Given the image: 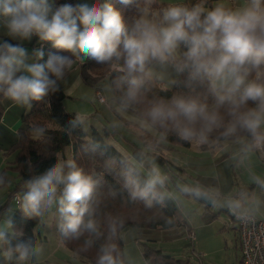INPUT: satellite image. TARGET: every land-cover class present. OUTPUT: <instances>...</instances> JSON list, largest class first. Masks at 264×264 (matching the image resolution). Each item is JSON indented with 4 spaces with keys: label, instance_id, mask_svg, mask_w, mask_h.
<instances>
[{
    "label": "clouds",
    "instance_id": "obj_1",
    "mask_svg": "<svg viewBox=\"0 0 264 264\" xmlns=\"http://www.w3.org/2000/svg\"><path fill=\"white\" fill-rule=\"evenodd\" d=\"M133 5L125 20L111 0L60 4L56 0H0V96L32 108L61 91L74 66L90 60L114 70L104 101L113 114L109 128L134 131L135 153L122 155L121 183L107 195L130 208L152 211L181 198L198 201L249 222L264 210L253 189L225 191L199 181L173 183L157 163V152L169 138L202 148L226 149L229 165L246 172L250 184L264 193V176L252 165L264 157V0H239L212 6L175 0H120ZM38 37L71 55L31 52L22 43ZM43 61V62H42ZM78 78L74 86L79 85ZM158 86L171 92L161 95ZM76 113L68 129L86 122ZM33 139L46 140L48 129L33 124ZM18 138L20 134L17 133ZM0 174V188L7 185ZM15 201L25 219L60 220L64 242L79 241V252L96 249L95 264H131L119 245L127 217L108 210L101 182L74 159L56 160L24 181ZM171 223V221H169ZM43 243L17 231L13 213L0 216V256L4 264H38Z\"/></svg>",
    "mask_w": 264,
    "mask_h": 264
},
{
    "label": "rangeland",
    "instance_id": "obj_2",
    "mask_svg": "<svg viewBox=\"0 0 264 264\" xmlns=\"http://www.w3.org/2000/svg\"><path fill=\"white\" fill-rule=\"evenodd\" d=\"M79 1L81 3L85 2V0ZM196 1L185 0L189 4ZM87 2L89 1L87 0ZM172 2H175V0H161V5H167ZM216 2L217 0L212 5ZM224 2L236 5L239 0H224ZM3 39L10 40L11 38L5 35L4 29L0 28V40ZM12 42L22 43L29 52L35 48L43 47L40 44L39 38L35 40L34 37L31 40L23 42ZM78 78L81 80L76 65L61 86V90L66 96L62 102L64 111L73 115L79 113L87 118L85 124L80 127L84 133L89 134L91 129H96L99 133L103 134L104 128L107 127L111 131L107 142L123 154H132L140 144L137 134L126 128L113 132L109 128V123L113 119L112 112L105 102L99 104L97 101L98 95L103 101L105 97L110 95L106 90L107 80H103L99 88L96 89L91 85L83 83L82 80L79 85L74 86ZM161 87L163 88V86ZM2 106L5 112L0 122V171L4 170L8 183L5 187L0 188V206H4L0 210V216L12 213L14 215L15 211L20 210L14 198L9 199V195L15 190L18 179L16 173L7 167L10 166L16 155V151H11V147L17 141L18 130L25 128V124L21 122V117L27 115L30 111L26 107L15 105L8 99L2 102ZM16 124L19 125L17 126ZM64 154L68 160L69 151L67 149ZM157 154L172 163V166L160 165V167L172 177L173 183L199 181L206 185H218L225 191L236 190L239 187H248L255 190L264 199V193H261L259 189H255V186L250 184L246 172L236 171L229 165L226 149L213 148L205 150L195 143L188 144L187 146L166 144L161 147V151H158ZM252 165L257 174L264 176V157L253 155ZM173 166L180 168L182 171ZM21 191L17 190L16 194ZM174 203L178 207L179 219L182 222L181 226L166 230L152 229L145 231L129 228L122 231L120 237L123 250L127 252L131 264H146L143 259V251L149 247L161 250L164 254L173 256L174 259H189L191 264H199L201 263L200 260L193 257L192 247L193 244L196 246L199 238H201L202 235H199L201 231L209 235L213 234L214 236L219 235L217 232L220 231L224 236V238L221 237L225 240L224 242H226L228 249V252H226L227 250L224 248L226 254L223 253L221 256V263H214L213 259L219 258V254H216L212 255L211 258H203L206 264L209 262L210 264H226L225 261H227V264H229V261H232V264H236L238 248L235 247L234 227L229 221L230 213L219 209H212L198 201L184 198L174 201ZM255 218L264 221V210L258 213ZM59 220L58 214L55 212L50 213L47 217V222L40 223L35 229V232H39L41 237L47 238V244L43 241L45 253L39 259L38 264H91L87 260L68 251L63 245L56 247V244H58L57 224ZM206 224L208 226H205ZM199 225L205 226L203 227L205 229L199 230L197 227ZM223 226H225V229L220 230ZM188 227L191 229L190 235L187 232ZM50 253L52 254L50 255Z\"/></svg>",
    "mask_w": 264,
    "mask_h": 264
},
{
    "label": "trees",
    "instance_id": "obj_3",
    "mask_svg": "<svg viewBox=\"0 0 264 264\" xmlns=\"http://www.w3.org/2000/svg\"><path fill=\"white\" fill-rule=\"evenodd\" d=\"M215 1L216 0H197L196 2L204 3L206 6L210 7ZM92 2H94V0H92ZM111 2L122 12L126 21L130 20L134 13L133 5H124L120 0H111ZM56 3L57 5L65 3L75 5L81 2L79 0H56ZM37 38L38 37L34 36L35 40ZM40 44L43 46L42 49L45 52V61L49 53L71 55L68 52L56 48L52 42H41ZM77 67L82 82L91 85L96 89L99 88V85L103 80H107L108 82L114 71L107 66L96 64L90 60L86 61L83 66L77 64ZM157 91H159L161 95H171V92L165 91L161 86H158ZM65 98V94L61 90L58 93L51 95L45 102H33L32 108L28 114L21 117V122L25 124V128L18 130L20 138L17 137L16 143L11 147V151H16V155L14 160L10 163V166L7 167L16 173L18 179V182L15 185V190L9 195V199H15L14 195L16 194V191L23 189L24 181L31 175L42 173L54 164L56 160H67L64 154L67 149L69 151V159H74L77 165L83 168L87 174L100 180L101 192L105 194V202L108 210H119L125 214L127 222L124 230L137 228L146 231L152 229L166 230L174 228L178 221L177 217L179 214L178 207L174 202L169 203L163 208L144 211L142 207H127L119 197L113 198L107 195L109 188H116L121 183L120 161L123 153L119 152L113 145L107 142L109 134L111 133L107 127L104 128L105 131L103 134L99 133L96 129H91L89 134L81 131L80 127L76 129H68L66 125L74 115L64 111L62 102ZM5 99V97L0 96V120L3 117L5 110L2 106V102ZM33 124H42L47 127L48 138L46 140L33 139L29 131ZM166 144L188 145L176 142L174 138H169V141ZM165 148H167V146H165ZM137 149L138 147L135 148L133 153H135ZM202 149H213V147ZM159 151H161V148ZM156 155L157 163L159 165L172 166V163L167 159L158 154ZM59 156H61V158H59ZM175 168L182 171L178 167ZM3 207L4 206H1L0 209ZM13 220L17 231L24 230L26 234L33 236L38 241L39 238L35 232L36 227L40 224L38 219H25L21 210H17L13 215ZM169 221H171V223H169ZM58 236L62 245L68 251L87 260L91 264H95V248L87 253H81L79 252V248L83 244V239L79 241L64 242L61 240L59 232ZM118 243L123 249L121 237ZM143 259L146 264H191L189 259H174L173 256L166 255L161 250L153 249L151 247L144 249ZM0 264H4V259L0 260Z\"/></svg>",
    "mask_w": 264,
    "mask_h": 264
},
{
    "label": "built area",
    "instance_id": "obj_4",
    "mask_svg": "<svg viewBox=\"0 0 264 264\" xmlns=\"http://www.w3.org/2000/svg\"><path fill=\"white\" fill-rule=\"evenodd\" d=\"M97 101L103 103L99 95ZM229 219L238 235L241 264H264V221L254 217L249 222H240L231 214Z\"/></svg>",
    "mask_w": 264,
    "mask_h": 264
},
{
    "label": "crops",
    "instance_id": "obj_5",
    "mask_svg": "<svg viewBox=\"0 0 264 264\" xmlns=\"http://www.w3.org/2000/svg\"><path fill=\"white\" fill-rule=\"evenodd\" d=\"M89 2H92V0H88ZM5 112V110H4ZM3 117L1 118L0 122L2 121ZM17 126L19 124H16ZM3 172V173H2ZM0 174H3L4 175V170L0 171ZM16 196V195H15ZM15 201V199H14ZM16 203V201H15ZM17 204V203H16ZM1 207V206H0ZM1 210V209H0ZM178 221L176 223V226L174 228H176L177 226H181L182 222H180V219H179V214H178V217H177ZM186 227L187 225L185 223H183ZM205 226H208V224H206ZM203 226V227H205ZM199 228V230L201 229H205L203 228L202 226H197ZM189 228V227H188ZM225 229V226H223L222 229L220 230H224ZM233 229V227H232ZM190 228L188 229V234L190 232ZM234 232H235V247L238 248V255H237V261H236V264H241V256H240V246H239V242H238V239H237V234H236V231L235 229H233ZM195 231V230H194ZM191 233V232H190ZM215 233V232H214ZM219 235H209L208 233H205V232H202L199 233V235H202L201 238H199L198 242L196 243V246L193 244V247H192V254H193V257L196 258L197 260H200L201 263L199 264H206L203 260V258H211L212 255H216V254H219V258L218 259H213V261H215L214 263L218 262V263H221V256L223 255V253L226 254V252H228V249H227V244L226 242H224L225 240L222 239V237L224 238V236L219 232ZM57 234H58V231H57ZM38 235V241L43 243V241L45 242V244H47V238L46 237H41L40 233L38 232L37 233ZM190 235V234H189ZM219 236V237H218ZM222 236V237H221ZM194 239H195V234H194ZM57 243L56 244V247H61L60 245H62L60 239H59V236H58V239H57ZM224 248L227 250L226 252H224ZM56 250V248H55ZM53 251V250H51ZM52 253H50L51 255ZM3 256H0V260H3ZM211 261V259H210ZM225 263L227 264V261H225ZM210 264V262L208 263ZM229 264H232V261H229Z\"/></svg>",
    "mask_w": 264,
    "mask_h": 264
}]
</instances>
